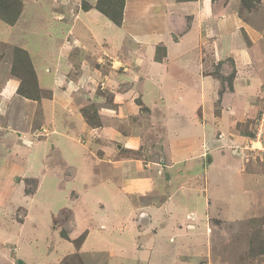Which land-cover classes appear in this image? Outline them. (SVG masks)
Masks as SVG:
<instances>
[{
	"label": "rangeland",
	"instance_id": "obj_1",
	"mask_svg": "<svg viewBox=\"0 0 264 264\" xmlns=\"http://www.w3.org/2000/svg\"><path fill=\"white\" fill-rule=\"evenodd\" d=\"M97 1L21 0L22 10L17 22L13 25V27L18 26L21 18V27L17 31H11V25L0 19V230L8 229L18 237V244H16L13 236L9 235L6 239L0 235V264H144V260L140 261L139 257L135 256L136 253L130 252L133 250V242L130 238L122 237L127 239H121L108 227L107 229L100 227L101 231H98V223L88 222V218L95 217L93 212L98 206L92 204L91 209H88L85 198H81L78 192V188L82 190L81 187L76 188V185L71 182V180L76 181V173L78 175L84 172L85 180L88 179L86 181L88 187L101 183L107 171L104 166L102 168L105 162L112 166L117 164L115 166L120 168L119 175L121 177L127 176L123 167L128 164L134 167L136 165V169L144 172V174H140L141 172L132 174L137 179L131 180L134 192H138L135 195L140 197L139 205L157 206V204L164 203L163 199L156 201L152 194L150 197H145V193L140 192L142 185H140L138 177L146 181L150 175H154L155 190L158 185L163 186L164 183L166 185L162 191L163 194L165 193L164 196L167 198L172 196V201H178L179 207L183 211H196L198 214L196 221L206 226V231L207 225L211 226L212 239L208 244H206V240L200 246V242H190L183 248L184 251H179V254H183L185 250L188 253L192 252V257L198 261L194 264L264 263V208L261 213L255 212L258 207L264 205V201L259 203L258 207L254 201V208L251 212H255V214L251 217H236L233 220L224 221L228 214L235 213L233 205L236 207L241 203L238 196L233 199L236 204L228 201L229 197L234 196L240 187L239 196L242 199H246L249 193L254 198L253 200H256L259 193L264 194V191L261 190L264 186L261 188L259 180V178L264 179V102L256 105L259 108L256 114L238 120L237 127L232 128L233 132H224V135L232 140L228 145H224L221 141L218 142V147L227 151L225 155L231 156L228 159L236 160L233 169L237 164L241 165L242 169L239 170V175H251L252 180L255 178L258 188L248 185L249 189L246 191L245 197L243 195L245 190L242 186H234L235 184L233 185L232 182L225 191H222L225 189L223 188L212 192L213 183L211 180L213 178L211 179L210 175H207L209 166L204 163L196 178L188 177L187 179L179 173V168L172 158V150L177 147L174 138H182L184 135L174 134L175 130L170 122L172 120L168 119H172V116L169 117L170 102L184 98L188 94L187 87L189 85H176L178 88L168 91L162 95L163 97L157 96L155 98L157 108H153L156 110L147 106L144 103L145 89L136 93L138 87L135 82L137 81L130 71L135 70L126 71L122 65L115 64L114 66L111 63L115 59L117 61V57L130 55L126 52H130L136 45L132 34L125 33L123 35L126 37V42L124 41L122 45L126 46L127 51L120 54L122 51L119 49L117 50L119 52L113 50L115 47L109 41L111 39L104 41V37L100 36L113 37L115 32L112 30H115V24L111 22L112 25H106V28L102 25L101 30L90 28L96 36L91 35L92 33L89 34L83 28V22L91 20L94 16L97 18L96 22L100 20L107 22L103 15L98 17L95 12ZM256 2L258 0H242V9L244 8V11L252 9ZM221 3H226V0H221ZM24 5L27 11L25 15H22ZM90 10H92V14L88 15L86 12ZM235 10L238 11V7ZM66 11L68 12L67 17L58 16L59 13ZM137 16H139L138 6H129V19L127 20L129 26H132L136 20L133 17ZM58 18L63 22H57ZM108 28L112 30L109 31ZM62 36H65L66 39L64 40ZM205 38L206 34L203 33V39ZM68 42H72L71 50L65 49L70 44ZM148 42H152L149 43L152 45L154 40L149 39ZM155 42L158 44L156 61L162 62L157 59H163L166 56L165 45L162 42ZM19 47L30 48L33 57L40 58L39 65L44 63L46 68H50L45 74L52 72L55 66H61L60 78H63V82L56 74L52 76V80L60 81L56 86L59 89L64 88L65 92L60 91V98L69 102L63 103V109L59 111L64 110L68 114V110L71 109L68 105L74 102L80 108L84 121L90 129H103L105 125H109L110 129L117 131L118 138L116 134L112 135L114 138L109 135H106L109 138L103 136L105 131H109V129H103L102 133L96 135L98 140H92L90 137L79 134L77 132L79 127H73L71 123L73 120L67 119L66 114L59 111L55 114L51 108L45 111L44 100H54V93L48 94V92L39 89V86L37 87V76L36 72L34 74L32 59H30L31 64L25 56L19 53ZM55 48L61 51L59 59L56 54L53 58L49 54L51 51L55 52ZM117 53L120 55L113 59ZM131 55L130 57H132ZM141 58L146 60L145 56ZM61 60H63L62 64ZM14 63L16 67L13 71ZM227 66L229 68L226 69V74L230 77L233 74L232 63H228ZM220 67L221 65L216 66V68ZM216 74L218 75V69ZM21 84L27 94L33 98H40V101L24 100L17 95ZM223 89L225 88H220V86L218 88L219 100L213 104L215 113L220 107V94ZM190 90L195 91L191 99L192 102H195L198 99L197 93L200 92L199 85H192ZM150 91L152 93L154 87ZM78 93H81L80 97L83 100L78 98ZM82 93L85 95L82 96ZM114 99V104L117 102L116 105L113 104ZM132 100L133 104L135 102V105H138V110L134 109L135 105H132L133 109H131L129 103H132ZM80 104H84L82 110ZM89 108L87 113L91 117L95 115V111L98 113L102 124L100 127H93L86 120L83 110ZM99 108L103 110V119H101ZM112 108L115 109L114 112L110 111ZM24 109L27 116L32 117L31 119L22 120V117L20 119L17 110L22 112ZM209 111L213 112L210 108ZM50 122H53V126L49 124ZM208 123L213 125V121ZM68 126L74 129L71 131L74 133L73 135L66 132V129H69ZM204 127L206 126L204 125ZM219 134H214L215 140H221V137L223 139L224 136ZM135 135L139 136L138 141L132 138ZM65 136L67 141L68 139L69 142L72 140V144L74 142H76L74 145L79 144L78 154L81 160L75 154H71L69 155L70 159L79 165L63 166V170H57V166L61 167L67 159L60 147L68 148L67 150L75 148L70 143H67L66 146L63 145V142H67ZM24 137L27 138L29 145L42 142L45 147H49L48 152L46 150L39 152L45 162L43 166H39L34 161L29 166L31 161L27 160H30V157L26 158L23 153L15 152L13 154L17 148V141ZM256 139H261L262 144H254ZM81 145L88 149L86 157H82L80 154ZM126 146H129V149ZM48 153L51 156H48L50 158L46 161ZM25 168L26 172L23 170ZM42 175H44V181L41 187ZM233 176L235 179H239L238 175ZM182 178L184 181H181ZM160 182L162 183L160 184ZM175 184L187 188L190 185L196 187V190L192 187L189 189L190 192L187 188L174 192ZM170 185L171 187L167 189V186ZM117 195L119 197L109 198L113 200L112 203L105 202L106 212L112 213L115 210L117 218L120 213L123 214V217L124 215L128 216L129 206L134 204L135 198H128L127 193L120 191ZM260 197L264 199V195ZM247 201L245 200L244 206ZM99 207L101 208V206ZM197 214H192V216L197 218ZM24 223H28V225H24ZM79 223L85 225L78 226ZM95 226L96 234L92 231ZM21 227H24L25 230L20 231ZM62 231L69 237L71 236L73 242L64 239L61 236ZM88 233H92V236L90 239L88 237V245L83 250L84 246L82 247V245L86 242ZM98 234L106 236L107 241L103 242ZM173 235L168 231L166 233L167 240L169 241ZM74 239L78 241L77 244ZM120 242L121 245H119ZM177 244L178 241L175 243V247ZM18 245L21 246V249H18ZM68 245L73 250L71 253L66 252V250L71 251ZM124 253L125 255H123ZM166 263L167 260L164 262V259L160 262V264Z\"/></svg>",
	"mask_w": 264,
	"mask_h": 264
},
{
	"label": "crops",
	"instance_id": "obj_2",
	"mask_svg": "<svg viewBox=\"0 0 264 264\" xmlns=\"http://www.w3.org/2000/svg\"><path fill=\"white\" fill-rule=\"evenodd\" d=\"M134 5L138 6L139 16L133 17L134 19L136 18V20L132 23V26H129L127 21L129 19L128 9L129 6L132 7ZM236 7L239 9L238 11L235 10ZM26 11L27 8L24 5L22 15H25ZM91 11L92 10L86 13H88V15L92 14ZM95 12H97L98 17L102 16L97 10ZM58 16L67 17L68 12L59 13ZM103 17L109 24L104 20L96 22L97 18L94 16L92 19L95 18V20L91 19L83 22V28L89 34L92 33L90 28L101 30L102 25L106 28V25L111 24V21L105 16ZM59 19L60 18L57 19V22L62 23L63 20ZM21 22L22 20L20 18L18 26H11V31H17L21 27ZM123 24L124 25L121 27L113 25L115 30L108 28L109 31L112 30L115 32L113 37H106L105 35L100 36L104 37V41L111 39L109 41H111L113 47H115L113 50L116 52L122 51L120 54H124L127 50L126 46L122 45L124 41L126 42V37L123 35L125 33L132 34L133 40H136V45L134 49L130 50V52H126V54L134 55H131L132 57L126 55L127 57L120 58L117 57L120 55L117 53V55L113 57V59L117 57V61L115 59V61L111 63H113L114 66L115 64L122 65L126 71L130 69L135 70L130 71L137 81L135 82L138 87L136 93L137 91L142 92L145 89L144 103L147 104V106L151 109L157 108V105H155L157 101L155 98L157 96H162L168 91L178 88L176 85H189L187 87L188 94L184 98L171 101V110H169V117L172 116V119L170 118L168 120H172L170 122L175 130L174 134L184 135L182 138H174L177 147L172 150V158L175 165L179 168V173L184 175L187 179L188 177L196 178L204 163V165L206 164L209 166L207 175H210L211 179L213 178L211 180L214 185H212V192L216 189L223 188L225 189L222 191H225L232 182L233 185L235 184L234 186H242L245 190V192H243L245 197L246 191L249 189L248 185H253V187L258 188L255 178L252 180L251 175H239V170L242 169L241 165L237 164L236 168L233 169L236 160L233 159L232 161L228 159L231 156L225 155L227 151L225 149H220L218 147V142L221 141L224 145H228L232 140L227 138L224 132H233L232 128L237 127L238 120L249 118V116L251 117L256 114L257 109L259 110L256 105L264 102V0H258L252 9H247L246 11H244V8L242 9V0H226L224 4L221 3V0H126ZM176 33L178 34L176 35ZM203 33L206 34L205 39H203ZM91 35L96 36L95 33ZM62 37H64V40L66 39L65 36ZM149 39L154 40L152 45L149 44L152 43L148 42ZM155 41H158V43L162 42L165 45L166 56H164L162 62L156 61L155 57L158 44ZM68 43L70 44L66 46L65 49L71 50L72 48L70 47H73L71 46L72 42ZM219 43L222 45L220 46ZM24 49L29 52L32 59L39 89L48 92V94L54 93V100H44L45 111L51 108L52 112L57 114L59 110L63 109L62 104L69 102L68 100H62L60 98V91L65 93L64 88L61 87V89H59L56 86L60 81L56 82L52 80V76L55 74L60 78L61 66H55L53 69L51 68L53 73L50 72L45 74L47 69L50 68H46L44 63L39 65L40 58L38 57L35 59L30 48L26 47ZM118 49L119 51H117ZM60 53L61 51L58 48H55V52H49L52 58L56 54L57 59H59ZM144 56L146 57L145 61L141 58ZM60 63L62 64L63 60H61ZM228 63H232L233 74H231L230 77L226 74V69L229 68L227 66ZM218 65H221V67L216 68ZM217 69L218 75L216 74ZM113 78L116 79V77ZM60 79L63 82V78ZM192 85H199L200 89V92L197 93L198 99L195 100V102L191 100L195 94V91L190 90ZM219 86L225 89H223L220 94V107L218 112L215 113L213 111V104L217 103L219 100ZM152 87H154V91L151 93L150 89ZM77 95L78 98H82L80 97L81 93ZM84 95L85 94L82 93V96ZM22 98L24 100H29L24 97ZM29 101L37 102L40 101V99L37 101ZM114 101L115 99L113 100V104ZM115 103L117 104V102ZM135 104V102L133 104V100L132 103H129L131 109H133L132 105L134 106ZM68 106L71 108L68 110V114H66L64 110L59 112L66 114L67 119L73 120L71 121L72 126H75V128L79 127V131H77L79 134L90 137L92 140H98L96 135L102 133L103 129H109V131H105L103 136L107 137L106 135H109L114 138L112 135L116 134L117 137V131L115 129H110L111 127L109 125H105L104 128L102 127L103 129H90L84 121L80 108L74 104V102L72 104L70 103ZM137 106L138 105H135L134 109L137 108L138 110ZM194 106L196 107L194 108ZM80 107L82 110L84 104H80ZM209 108L212 109L213 112L209 111ZM17 111L20 115V119L22 117V120L32 118L27 116L25 109L22 112L19 110ZM110 111L114 112L115 109L112 108ZM99 113L102 117L101 119H103L104 113L100 108ZM210 121H213V125L208 123ZM102 123L104 124V120ZM49 124L53 126V122ZM204 125L206 127H204ZM72 130L74 129L69 127V129H66V132L73 135L74 133H71ZM215 133H221L219 135H223V139L221 137V140H215ZM138 137V135H135L132 138L138 141ZM65 140L67 141L66 136ZM63 143V145L66 146L67 143L72 144V140L69 142L68 139L67 142ZM74 143L72 144L75 147L74 149L67 150L68 148L63 149L60 147L67 156V159H65L66 163L61 167L57 166V170H63L64 167L79 165L73 162L69 157V155L75 154L77 158L80 159L78 154L79 144L74 145ZM134 143H137V145L139 144L138 142ZM259 143H261V141H254V144L259 145ZM16 146L17 148H15L13 154H15V152L23 153L26 158L30 157V160H27L31 161L30 164H28L29 166H31L32 161L37 162L39 166L44 165L45 162L42 160V154H39L41 150L49 151V147H45L44 143L38 142L29 145L27 138L24 137L17 141ZM81 147L82 150L80 154L82 157H86L88 149L82 145ZM126 147L128 148L129 146ZM48 156L51 155L48 153L46 161L50 158ZM115 165L117 164L112 166V164L108 162L102 165V168L104 166L107 171L106 173L103 171L105 173L103 181L95 186H87L86 181L88 179L85 180L86 177L84 172L78 175L76 173V181L71 180L72 184L76 185V188L81 187L82 190L78 188V192L81 198H85L88 209H91L92 204L98 206L93 212L95 217L88 218V222L98 223V231H101L100 227L103 229H107L108 227L112 232L117 233L121 239L130 238L133 242V250L130 252L136 253L135 256L139 257L140 261L144 260V264H160L162 259H164V262L167 260L168 264L197 263L198 261L192 257V252L188 253V251L185 250L183 254H179V251L183 250L190 242H200V246L203 245V241L206 240V244H208L212 239L210 235L211 226L209 227L207 225L206 231V226L196 221L198 219L196 211H183L180 209L178 201H172V196H168V198L164 196L165 193H162L163 189L166 188L164 183L163 186L158 185L155 190V186L153 185L154 175H150L146 181L138 177L140 185H142L140 192H144L145 197H150V194H152L156 201L163 199L164 203L157 204V206L144 205L145 207L139 205L138 201L140 197L139 195H135L138 192H134L131 180L137 179L132 174H136L137 172L140 173L141 170L136 169V165L135 167L129 164L125 165L123 170L127 176L121 177L119 175L121 170ZM23 170L26 172V168ZM140 174H144V172ZM233 175H238L237 178L239 179H235ZM125 179H127V181H125ZM234 180L239 181L235 182ZM259 180L261 188H263L264 179L259 178ZM43 181L44 175H42L41 187L43 186ZM181 181H184L183 178ZM161 183L162 182H160V184ZM169 187H171V185L167 186V189ZM192 187L193 186L190 185H188V188L181 187L180 184H175L174 192L185 188L190 192L189 189ZM193 188L196 190V187ZM261 190L264 191V188ZM119 191L127 193L128 198L134 197L135 202L129 206L130 213L128 216L124 215L123 217V214L119 212L120 216L117 218L116 211L114 210L112 213L106 212L104 204L105 202L112 203L113 200L109 199L112 196L119 197V195H117ZM239 191L234 196L229 197L228 201L236 204L233 199L238 196L237 198H239L241 203H239V205L237 204L236 207L233 205L235 213L228 214L224 221H230L236 217L249 218L251 215H254L255 212H262L264 205L262 207L258 206L259 203L264 201V199L260 197L264 194L259 193L256 200H253L254 198L249 193L246 199H242V197L239 196ZM245 200L248 201L244 206ZM254 201L257 203L256 207L258 208L253 213L251 211L254 208ZM99 206H101V208ZM192 214H197V218H194ZM24 225H28V223H24ZM80 225L84 226L85 224L79 223L78 226ZM24 230V227L20 228V231ZM92 231L96 234V226ZM168 231L174 234L169 240L170 242L166 237ZM0 235L6 237V239L11 235L16 240V244H18V237L12 231L1 229ZM91 236L92 233H88L86 242L82 245V247L84 246L83 250L86 245H88L87 241H89ZM98 236L103 242L107 241L106 236L103 237L99 234ZM177 241L178 244L175 247ZM136 244L137 247H135ZM119 245H121V242ZM68 246L71 249L70 245ZM17 247L21 249V246L18 245ZM199 248L201 249L202 246ZM72 251V249L71 251L66 250V252L69 253ZM125 253L123 255H125Z\"/></svg>",
	"mask_w": 264,
	"mask_h": 264
},
{
	"label": "trees",
	"instance_id": "obj_3",
	"mask_svg": "<svg viewBox=\"0 0 264 264\" xmlns=\"http://www.w3.org/2000/svg\"><path fill=\"white\" fill-rule=\"evenodd\" d=\"M180 1H186V0H180ZM125 7H126V0H98L96 3V6H95L96 10L99 13H101L109 21H111L113 24H115L118 27H121L123 22H124ZM21 10H22L21 0H0V19H2L4 22H6L7 24H9L11 26H13L17 22V20L20 16ZM18 49H19L18 50L19 53L22 54L23 56H25V58L31 63V60H30L31 58L29 56V53L24 48L19 47ZM164 52L166 54L165 48H164ZM157 60H162V59L158 58ZM15 63H17V62H15ZM15 63L13 65V71L16 67ZM32 68H33V66H32ZM34 74H35V71H34ZM16 76H18V75L16 74ZM36 84H37V82H36ZM37 87H38V85H37ZM18 94L24 98L29 99V100L40 99V98H33L29 94H27L22 89V84H21L20 88L18 89ZM89 110H90V108L83 110V114L85 115L86 120L93 127H100L102 124L100 123V117H99L98 113H96V111H95L94 112L95 115H93L91 117L89 115V113H87V111H89ZM61 236L64 239L73 242V240L70 239L68 234L63 232V231H62ZM77 240L75 241V243L78 242ZM80 246H81V244H80Z\"/></svg>",
	"mask_w": 264,
	"mask_h": 264
},
{
	"label": "clouds",
	"instance_id": "obj_4",
	"mask_svg": "<svg viewBox=\"0 0 264 264\" xmlns=\"http://www.w3.org/2000/svg\"><path fill=\"white\" fill-rule=\"evenodd\" d=\"M259 134H260V133H259ZM258 137H260V136L258 135ZM256 141H261V139H259V140L256 139Z\"/></svg>",
	"mask_w": 264,
	"mask_h": 264
}]
</instances>
